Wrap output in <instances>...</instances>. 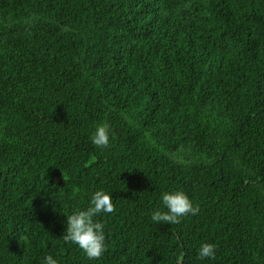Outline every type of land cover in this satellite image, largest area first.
Instances as JSON below:
<instances>
[{
	"label": "trees",
	"instance_id": "trees-1",
	"mask_svg": "<svg viewBox=\"0 0 264 264\" xmlns=\"http://www.w3.org/2000/svg\"><path fill=\"white\" fill-rule=\"evenodd\" d=\"M99 188L90 259L63 232ZM176 188L199 212L153 222ZM47 254L264 264V0H0V264Z\"/></svg>",
	"mask_w": 264,
	"mask_h": 264
},
{
	"label": "clouds",
	"instance_id": "clouds-1",
	"mask_svg": "<svg viewBox=\"0 0 264 264\" xmlns=\"http://www.w3.org/2000/svg\"><path fill=\"white\" fill-rule=\"evenodd\" d=\"M110 135L109 124L99 123L91 135V142L98 148H106L109 146ZM159 199L162 207L155 208L151 213V220L156 223L178 224L184 216L196 215L199 212V207L194 205L187 193L179 188L161 192ZM114 211L112 193L105 188L92 191L88 196L87 207L78 208L66 215L63 240L76 244L90 259L100 258L106 251L107 245L104 224L97 217ZM215 256L214 243H202L197 250L199 260L215 259ZM41 264H60V261L52 254H47L42 258Z\"/></svg>",
	"mask_w": 264,
	"mask_h": 264
}]
</instances>
